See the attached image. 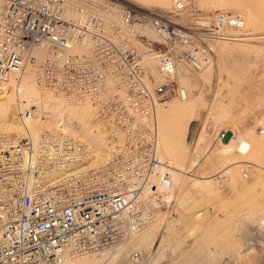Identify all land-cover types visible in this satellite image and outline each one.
Masks as SVG:
<instances>
[{
  "label": "built area",
  "instance_id": "built-area-1",
  "mask_svg": "<svg viewBox=\"0 0 264 264\" xmlns=\"http://www.w3.org/2000/svg\"><path fill=\"white\" fill-rule=\"evenodd\" d=\"M171 1L169 14L152 16L109 0H0V95L11 88L23 98L20 76L35 62L27 56L44 47L36 86L89 106L87 125L105 141L99 151L81 138L82 125L66 111L65 124L37 138L0 132V264H73L117 251L171 208L175 167L160 154L156 113L160 102L188 97L174 81V48L186 47L184 61L200 71L196 37L237 38L231 31L246 28L242 15L217 13L203 35L179 24L197 0ZM146 25L168 51H154ZM153 59L162 81L149 74ZM32 108L22 117L35 116Z\"/></svg>",
  "mask_w": 264,
  "mask_h": 264
},
{
  "label": "rangeland",
  "instance_id": "rangeland-1",
  "mask_svg": "<svg viewBox=\"0 0 264 264\" xmlns=\"http://www.w3.org/2000/svg\"><path fill=\"white\" fill-rule=\"evenodd\" d=\"M109 1L152 16L172 10L171 0ZM217 13L242 15L245 30L231 31L237 38L225 40L196 37L194 43L201 47L200 71L184 61L186 47L174 48L178 61L174 81L188 97L160 102L157 108L160 152L176 170L174 202L149 229L123 246L119 256L90 258L98 264H129L136 252L142 258L135 264H264V0H197L179 24L204 35ZM144 33L149 40H160L151 25L144 27ZM38 49L31 55L35 62L24 68L31 67L33 79L45 55L43 49L42 58H37L33 53ZM169 49L158 41L154 51ZM153 64L157 71V63ZM148 71L156 78L152 68ZM23 88L24 100L18 101L10 88L8 101L0 103V132L23 134L21 112L34 107L35 120H41L53 101L61 100L36 87L31 93ZM47 96L49 103L44 102ZM60 113L50 111L51 119ZM38 124L40 129L29 128L38 130L32 134L36 138L49 126L45 119ZM222 132L226 136L220 139Z\"/></svg>",
  "mask_w": 264,
  "mask_h": 264
},
{
  "label": "bare ground",
  "instance_id": "bare-ground-1",
  "mask_svg": "<svg viewBox=\"0 0 264 264\" xmlns=\"http://www.w3.org/2000/svg\"><path fill=\"white\" fill-rule=\"evenodd\" d=\"M73 1V0H72ZM73 2H76V1H73ZM152 26V25H151ZM147 28V27H146ZM249 35V34H248ZM248 35H244V36H246V37H248ZM44 49V47H39V49L37 50V52L35 51L33 54H35L36 56H37V58H42V53H41V51ZM45 50V49H44ZM179 52V51H178ZM32 55V51L29 53V55L27 56L28 58H29V56H31ZM199 61L201 62V57H200V59H199ZM153 63H156V61H155V59H153V61H151L150 62V68H152L154 71H155V73H154V75L156 76V78H157V80L158 81H162V79L159 77V75H156L157 74V71H156V67H155V65L153 64ZM202 63V62H201ZM27 65H28V62H27ZM157 65V64H156ZM30 67V66H29ZM29 67H26V69H24L25 70V72H23L22 73V75L20 76V78H21V84H22V88H23V86H25V88H26V91L28 92H32V91H34L35 89H34V87H36L37 89H38V87L36 86V84H35V79H33V74H32V69H31V67L29 68ZM182 68H183V71H184V67L182 66ZM186 72V70L184 71V73ZM184 75H182V73H180V79L182 80V79H184L185 77H183ZM34 78H35V75H34ZM12 86H15V84L13 85V81H12ZM24 89V88H23ZM39 90V89H38ZM30 92V93H31ZM35 92H33V94H34ZM43 93V92H42ZM37 95V94H36ZM50 95V94H49ZM48 95V96H49ZM2 97H0V103H5V102H7L8 101V99H9V92L7 91V92H5V94L4 95H1ZM39 96V95H38ZM48 96H47V98L44 100V102H48V100L51 98H49L48 99ZM51 96V95H50ZM15 97H16V99L18 100V101H21V100H24V97H25V90H24V96H23V98L20 100V99H18L17 98V95L15 94ZM53 97V96H52ZM33 99V98H32ZM39 99V98H38ZM48 99V100H47ZM53 99H55V98H53ZM60 99V98H59ZM51 100V99H50ZM55 101V102H54ZM53 101V104H52V106L50 107V108H52L50 111L52 112V110L56 113V112H58V113H60L61 112V110H64V111H66L67 112V114H68V117H71V118H76L79 122H80V124L82 125V127L80 128V130L78 131V132H76L78 135H80V137L81 138H83L84 140L86 139L88 142H90V144H92V146H94L95 148H97L99 151H101V150H103V148H104V145H105V141H104V137H103V135L100 133V132H95V130H93L92 128H90L88 125H87V121H86V124H84L83 125V123H82V121L84 120H86V118H88L89 119V115H88V112H89V110H90V112H91V109H90V107L89 106H84L85 108L84 109H81V110H79L80 108H83V107H76V106H71V105H69L68 103H66L65 101H63V100H54ZM56 101H58V102H56ZM174 101V100H173ZM172 101V102H173ZM31 102V101H30ZM51 102V101H50ZM61 102V103H60ZM170 102V101H169ZM25 103V102H24ZM49 103V102H48ZM48 103H47V105H48ZM19 104V103H18ZM45 104V103H44ZM43 104V105H44ZM46 105V104H45ZM46 105V106H47ZM159 106V105H158ZM158 106H157V108H158ZM48 107V106H47ZM87 108L89 109V110H87ZM20 109V108H19ZM39 111V110H38ZM46 111H47V108H46ZM49 111V112H50ZM63 111V112H64ZM166 112H168V113H171V112H169V110H165ZM40 112V111H39ZM89 112V113H90ZM45 114V113H44ZM157 114V113H156ZM38 114H37V110H36V115L35 116H31V117H28V116H25L24 117V119H22V122H23V124H24V132L25 133H31V134H37L38 133V130H36L35 132H31V130L29 129L30 128V125H31V127L32 128H35V129H40V126L41 125H39L38 124V122L39 121H41L42 122V120H44V118H46V117H43V119H41V120H35L36 118V116H37ZM55 115V114H54ZM80 115L82 116L81 117V120H80ZM90 115H91V113H90ZM40 116V115H39ZM64 116V113H60V114H58L57 115V117H59V119H58V121H54V120H52V121H47V123H49V126H47L46 128H48V127H50V125H54V124H56V123H58V122H61L62 121V117ZM157 116V115H156ZM41 117V116H40ZM55 119V118H54ZM0 120H2V118H0ZM43 122H46V121H43ZM63 122V121H62ZM5 123V122H4ZM2 124V123H1ZM62 124H65V122H63ZM33 125V126H32ZM8 126H11V128H15L16 126H14V125H8ZM36 137V136H35ZM159 137V136H158ZM162 139V138H161ZM165 144V143H164ZM100 145H103L102 146V149H100ZM166 145V144H165ZM169 148V147H168ZM159 150H160V144H159ZM160 154H161V152H160ZM168 154H169V152H168ZM162 156V155H161ZM170 156V155H169ZM172 157V156H171ZM103 161V158H102V155H101V153H99L98 155H97V159H96V161H95V164L94 165H98L99 163H101ZM172 163V162H171ZM176 171V170H175ZM174 175H175V172H174ZM175 184V183H174ZM126 246V245H125ZM122 249H118L117 251H112V252H110V253H106V254H103V255H101L102 257H105L106 255H113V256H119L118 255V253H120V251H121ZM97 258V257H96ZM90 258H83V259H80V260H78V261H76L75 263H73V264H98V262H94V261H92V259H90ZM99 264H102V263H100L99 262ZM105 264V263H104Z\"/></svg>",
  "mask_w": 264,
  "mask_h": 264
}]
</instances>
